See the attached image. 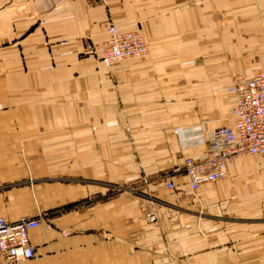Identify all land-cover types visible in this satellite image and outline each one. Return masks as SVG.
Segmentation results:
<instances>
[{"label": "crops", "instance_id": "1", "mask_svg": "<svg viewBox=\"0 0 264 264\" xmlns=\"http://www.w3.org/2000/svg\"><path fill=\"white\" fill-rule=\"evenodd\" d=\"M111 24L148 58L102 62ZM261 68L264 0H0V217L40 221L15 264H264V156L192 192L178 134L233 127Z\"/></svg>", "mask_w": 264, "mask_h": 264}, {"label": "built area", "instance_id": "2", "mask_svg": "<svg viewBox=\"0 0 264 264\" xmlns=\"http://www.w3.org/2000/svg\"><path fill=\"white\" fill-rule=\"evenodd\" d=\"M108 35L101 60L109 66L146 59L150 55L148 40L140 31H125L111 24ZM229 90L235 100L233 127L209 129L197 125L178 128L183 148L199 144L206 147L204 153L184 160L183 169L192 192L202 185L229 177L230 164L235 159L247 155L264 156V68L251 77L235 80ZM164 178L167 189L179 190L172 176ZM149 218L154 221L156 216L152 214ZM39 225L37 218L22 217L12 222L0 217V264H15L34 258L36 251L30 232Z\"/></svg>", "mask_w": 264, "mask_h": 264}, {"label": "rangeland", "instance_id": "3", "mask_svg": "<svg viewBox=\"0 0 264 264\" xmlns=\"http://www.w3.org/2000/svg\"><path fill=\"white\" fill-rule=\"evenodd\" d=\"M136 187H139V186L127 185V191L135 190Z\"/></svg>", "mask_w": 264, "mask_h": 264}]
</instances>
